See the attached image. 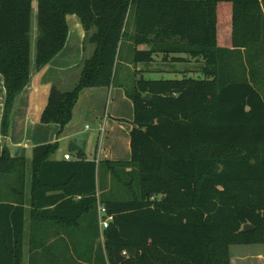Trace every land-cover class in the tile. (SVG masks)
I'll list each match as a JSON object with an SVG mask.
<instances>
[{
  "label": "trees",
  "instance_id": "16d2710c",
  "mask_svg": "<svg viewBox=\"0 0 264 264\" xmlns=\"http://www.w3.org/2000/svg\"><path fill=\"white\" fill-rule=\"evenodd\" d=\"M230 4L232 51H250L264 41V0H0L4 136L33 67L43 69L64 49L68 16L80 19L93 52L71 90L51 87L40 122L59 125V134L83 90L115 84L126 38L135 46L134 64L150 65L160 54L174 63L187 62L181 55L204 61L203 78L135 81L128 92L135 113L129 161L97 163L85 153L52 160L58 143L34 147L28 188L34 221L78 227L88 211L105 205L113 216L104 232L110 264H231L232 246L264 244V95L228 74L230 51L219 46L218 33ZM244 78L255 81L252 71ZM26 170L25 157L5 146L0 182L14 175L12 192L21 197L0 202V264H23ZM123 188L129 199H118ZM246 224L254 230L244 231ZM115 250L128 253L121 263Z\"/></svg>",
  "mask_w": 264,
  "mask_h": 264
},
{
  "label": "crops",
  "instance_id": "0c3cea01",
  "mask_svg": "<svg viewBox=\"0 0 264 264\" xmlns=\"http://www.w3.org/2000/svg\"><path fill=\"white\" fill-rule=\"evenodd\" d=\"M67 20L69 35L64 49L43 69L37 70L33 67L31 80L18 97L13 108L7 136L2 134L6 89L4 78L0 74V155L5 146L9 148L12 155L15 154L17 148H21L20 155L24 156L29 162L26 170L25 207L27 212L24 230L23 264H110L104 242L101 240L100 233L98 235L99 222L97 212L88 211L80 226L72 228L61 223H39L34 221L31 216V207L29 206L30 194L28 188L32 175L33 148L38 145L55 142L57 140L56 134L60 131L59 125H44L40 122L41 113L48 103L51 87L57 85L61 90L65 91L67 88L74 86L81 73V63L85 57H90L93 52V46L87 42L85 43L86 34L80 19L73 15L68 16ZM157 59L159 60V58ZM120 62L123 66L121 71L126 74L120 75L123 76L122 79L117 80L119 76L117 70L115 84L110 88H91L82 91V93H89L91 97L100 95L101 98L113 90L118 92L115 94V99H113L114 104L110 106V112L106 114V106H104V112L98 115L99 117L96 121L98 122V132L101 126H105V135L107 134L106 137L104 135L102 140H99L97 146L98 155H96L97 163L105 161L104 159L114 160V162H127L131 158V132L134 128L135 113L133 101L128 95V80L125 78L127 75L130 77L131 74L135 84L137 79L144 78L142 75L144 69L140 68L142 66L141 63L134 64L133 60L128 61L126 59ZM79 101L74 110L73 120L66 127L70 131L68 133L72 135L73 125L78 120L77 109ZM90 111L93 115H97V112H99L98 108L96 109L95 107L91 108ZM126 121L129 124L126 125ZM121 133H124L122 146L125 151L124 159H113L111 147H109L105 155L104 153L102 155L104 138L107 139V142L115 143ZM87 146L85 156L88 159L86 154ZM76 154L69 151L68 144L63 149L61 157H57L54 154L51 159L62 160L65 159L66 155H71L74 159ZM104 179H106L105 173ZM15 181L14 175H9L5 178V181L0 182V202H16L21 197L19 194L15 195L12 192ZM102 192L99 190L98 193ZM234 257L232 255L231 264H237L242 259L239 253L236 259Z\"/></svg>",
  "mask_w": 264,
  "mask_h": 264
},
{
  "label": "rangeland",
  "instance_id": "374dc122",
  "mask_svg": "<svg viewBox=\"0 0 264 264\" xmlns=\"http://www.w3.org/2000/svg\"><path fill=\"white\" fill-rule=\"evenodd\" d=\"M224 10H225L224 13L222 12V14H220L219 16V22L220 25H227V26L218 33V36H220L219 40L221 42L219 46L226 48L228 49V51H230V54H225V58L228 61V64L226 63L228 74L231 75L233 82L248 81L250 83H253L264 95V41L256 45L250 51H247V49H237L235 51H232L233 48L231 44H232L233 7L230 4L229 6L225 7ZM133 34H134V30L133 28H130V35ZM36 38H37V21H36V12H34L32 19V50H31V58L33 63L35 62V58H36ZM126 39L127 40H125L122 46L120 59L121 60L127 59L128 61H132L131 59H133L135 46L130 38H126ZM231 51L233 52V54L231 53ZM172 56L175 55H171L170 57ZM181 56L187 57V62L174 63L171 61H166L164 59L165 56L160 54L157 55V58H159V60L156 58V61L154 63L150 65L142 64L140 68L144 69V72L142 73L144 79L145 80H180L183 78L184 75L195 79L204 77L202 72V69L204 67L203 60L197 61L191 59L190 57H188V55L187 56L181 55ZM253 58H255V60L253 62V67H251L250 61ZM121 70H123V66L121 65L120 62L118 69L119 76L117 77V80L122 79L123 76L120 75L125 74V72ZM251 71L254 73L255 81L247 80L244 78V76L249 78L251 76ZM130 77L129 75H127L125 79L128 80L127 82L128 91L130 93H133L134 82L132 80L131 74ZM72 88L73 86H71V88H67L65 91L71 90ZM116 93L118 92L117 91L114 92L113 90L109 94L106 93L103 98H101L100 95L91 97L89 93H82L79 101V106L77 109L78 120L74 123L71 131L73 135L68 133L70 131L67 128L64 129L62 133L59 134L58 131V133L56 134L57 140H55V142L53 143L59 144L58 150L55 153L57 157H61V153L63 149L69 144L72 138H77L79 140L87 141L88 146H87L86 154L89 160H94L97 157L96 156L98 155L97 146L99 144L100 139L98 132V122L96 121L97 118L99 117L98 115L104 112V106H106L105 109L106 114L110 112V108H111L110 106L111 104H114L113 99H115ZM147 97L148 99H151L150 94H148ZM93 107H95L96 109L98 108L99 112H97L98 113L97 115L91 114L90 109L91 108L93 109ZM125 123L126 125L129 124L128 121H126ZM86 126H89L90 129L87 130ZM123 134L121 133L120 136L117 137L115 143H110L109 141L107 142V139L104 138L102 145V155L103 153L105 155L106 151L109 149V147H111L112 158L114 157L113 159H119V160L124 159L125 151L122 147L124 142ZM106 136L107 134L105 135V137ZM112 142H114V140H112ZM104 160L107 161L108 159H104ZM27 163H28L27 165L29 166V162ZM99 171L102 174L104 173L105 169L101 168ZM123 191L125 192L124 196H120L118 199H122V200L129 199L130 196L128 192L124 188ZM108 197H110L109 194ZM91 211L95 213V211L97 210L93 207ZM124 252L128 255L127 251ZM231 253L233 256H235L234 257L235 259L238 253L241 256L242 259H240L237 262V264H264V244L248 245V246L235 245L231 247Z\"/></svg>",
  "mask_w": 264,
  "mask_h": 264
},
{
  "label": "built area",
  "instance_id": "2783aa9c",
  "mask_svg": "<svg viewBox=\"0 0 264 264\" xmlns=\"http://www.w3.org/2000/svg\"><path fill=\"white\" fill-rule=\"evenodd\" d=\"M86 128L89 129L90 127L87 126ZM105 133H106L105 126H101L99 130V139L102 140ZM71 159H72L71 155L65 156V160L69 161ZM97 213H98L100 237L102 242H104L105 241L104 232L113 221V216L109 214L107 207L100 203H98L97 205ZM123 255L126 256V253L124 252Z\"/></svg>",
  "mask_w": 264,
  "mask_h": 264
},
{
  "label": "water",
  "instance_id": "95a60500",
  "mask_svg": "<svg viewBox=\"0 0 264 264\" xmlns=\"http://www.w3.org/2000/svg\"><path fill=\"white\" fill-rule=\"evenodd\" d=\"M86 146H87V141L79 140L77 138H72L69 142V151L72 153H85ZM20 151H21V148H17L15 151L14 157L16 158L19 157ZM243 230L246 232H249V231L254 230V227L251 226L250 224H246L243 227ZM114 257L118 263H121L122 261L125 260V256L118 250L114 251Z\"/></svg>",
  "mask_w": 264,
  "mask_h": 264
}]
</instances>
